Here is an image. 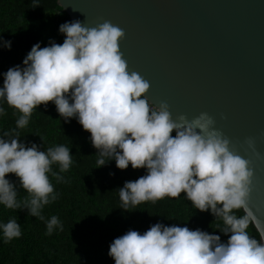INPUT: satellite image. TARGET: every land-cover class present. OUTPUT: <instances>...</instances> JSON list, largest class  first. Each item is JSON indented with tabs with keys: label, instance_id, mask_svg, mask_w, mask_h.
<instances>
[{
	"label": "clouds",
	"instance_id": "obj_1",
	"mask_svg": "<svg viewBox=\"0 0 264 264\" xmlns=\"http://www.w3.org/2000/svg\"><path fill=\"white\" fill-rule=\"evenodd\" d=\"M39 6L33 0L32 7ZM63 44L37 43L23 60V67H11L3 74L0 102H6L20 115L16 127L0 134V204L7 209L28 211L46 224V235L63 231L60 219H45L42 210L59 194L50 181H67L61 175L73 164L70 148L49 146L41 151L20 142V132L28 126L34 110L49 102L65 122L77 119L89 132L96 148L97 168L115 160L126 170L146 169L135 181L119 188L121 209L131 211L146 202L181 194L200 212L211 211L228 236L200 229L156 223L141 234L129 230L115 238L108 255L115 264H264V227L249 207L253 170L250 161L231 147L230 140L215 128V120L202 112L189 120L175 119L166 102L150 103V84L140 74L129 71L120 51L125 32L105 20L86 27L79 20L59 26ZM0 46L11 48V41ZM15 114V112H14ZM7 115L0 106V116ZM173 133L175 135L173 136ZM41 140L44 142L42 136ZM248 144L252 147V141ZM58 166L59 171H54ZM15 174L27 195L18 199L17 186L6 179ZM243 210L244 214L236 213ZM255 226L260 239L250 236ZM5 243L22 235L15 218L0 224Z\"/></svg>",
	"mask_w": 264,
	"mask_h": 264
},
{
	"label": "water",
	"instance_id": "obj_2",
	"mask_svg": "<svg viewBox=\"0 0 264 264\" xmlns=\"http://www.w3.org/2000/svg\"><path fill=\"white\" fill-rule=\"evenodd\" d=\"M58 4L86 27L107 20L125 32L120 51L129 71L149 82L150 103L166 102L173 119L202 112L214 118L232 149L250 161L249 207L264 227V0Z\"/></svg>",
	"mask_w": 264,
	"mask_h": 264
},
{
	"label": "trees",
	"instance_id": "obj_3",
	"mask_svg": "<svg viewBox=\"0 0 264 264\" xmlns=\"http://www.w3.org/2000/svg\"><path fill=\"white\" fill-rule=\"evenodd\" d=\"M38 2L39 6L32 7L33 0H0V37L3 41H11L10 50L0 46V87H3V74L9 68L24 66L23 60L33 45L39 43L43 48L50 46V41L64 42L65 35L60 33L59 26L73 20L59 6L58 0ZM0 106L7 112L0 116L2 134L16 127L20 114L6 102H0ZM18 131L20 142L26 147L33 143L44 145L41 151L49 146L69 147L73 164L69 171L61 174L66 183H57L49 176L59 198L42 210L46 220L57 216L63 231L55 230L46 235L44 221L28 215L26 209L11 210L0 204V224L15 218L22 232L20 238L5 243L0 228V264H115L108 255L114 239L129 230L143 234L156 223L200 229L220 235L221 240L227 242L228 236L219 231L222 221L215 220L210 210L195 209L184 193L179 199L165 197L156 203H142L131 211L121 209L118 189L126 181H135L145 175L146 169L134 170L129 164L126 170H120L114 159L97 168L98 150L92 146L91 134L75 118L65 122L54 103L49 102L47 108L38 106L28 126ZM54 171H59L58 166H54ZM6 179L17 186L18 199L27 195L19 187L15 174H8ZM236 214L242 216L244 212L240 210ZM248 232L260 239L255 226H250Z\"/></svg>",
	"mask_w": 264,
	"mask_h": 264
}]
</instances>
